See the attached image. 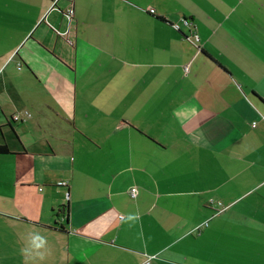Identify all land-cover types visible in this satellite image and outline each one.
<instances>
[{
  "label": "crops",
  "instance_id": "crops-1",
  "mask_svg": "<svg viewBox=\"0 0 264 264\" xmlns=\"http://www.w3.org/2000/svg\"><path fill=\"white\" fill-rule=\"evenodd\" d=\"M0 147V264H264V0H0Z\"/></svg>",
  "mask_w": 264,
  "mask_h": 264
},
{
  "label": "built area",
  "instance_id": "built-area-1",
  "mask_svg": "<svg viewBox=\"0 0 264 264\" xmlns=\"http://www.w3.org/2000/svg\"><path fill=\"white\" fill-rule=\"evenodd\" d=\"M73 14H74V9L73 8H69L67 10V16L68 18H72L73 17ZM183 23L186 24V25H189L190 24V21L187 20V19H184L183 20ZM174 27L179 30L181 28L180 24H175ZM186 39L189 40L190 42H192L193 44H197V42H199L200 38H199V35L196 34V32L194 31H191L190 35L186 36ZM188 70V68H187ZM15 119L18 120L19 117L18 116H15ZM255 125V124H254ZM60 185H67V182H60L59 183ZM137 192H138V189L136 187H133L131 189V195L133 197H135L137 195ZM207 225V224H205ZM149 261V260H148Z\"/></svg>",
  "mask_w": 264,
  "mask_h": 264
},
{
  "label": "trees",
  "instance_id": "trees-1",
  "mask_svg": "<svg viewBox=\"0 0 264 264\" xmlns=\"http://www.w3.org/2000/svg\"><path fill=\"white\" fill-rule=\"evenodd\" d=\"M7 149L4 147H0V151H6Z\"/></svg>",
  "mask_w": 264,
  "mask_h": 264
}]
</instances>
